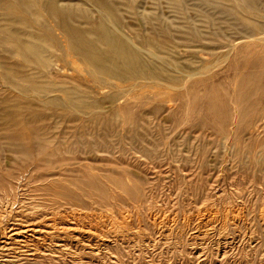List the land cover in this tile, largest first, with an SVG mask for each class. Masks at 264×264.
Returning a JSON list of instances; mask_svg holds the SVG:
<instances>
[{"label":"rangeland","instance_id":"1","mask_svg":"<svg viewBox=\"0 0 264 264\" xmlns=\"http://www.w3.org/2000/svg\"><path fill=\"white\" fill-rule=\"evenodd\" d=\"M185 1L198 10L196 26L208 37L239 35L244 19L264 23V0L254 10L240 9L243 19L224 12L227 0ZM60 2L92 10L88 23L100 17L86 0ZM138 2L157 10L154 0ZM162 5L171 14L165 0ZM7 16L25 21L13 23L17 29L41 32L51 23L0 0V21ZM122 17L153 35L139 16ZM0 34V134L23 121L36 125L26 135L49 136L56 119L41 115L42 96L28 86L36 69ZM62 48L60 78L92 91L100 110L60 117V151L51 157L0 152V264H264V50L239 47L218 66L225 47H172L181 66L207 65L211 72L184 78L177 89L146 79L123 82L137 84L127 94V113L114 118L118 104L102 98L113 87L96 86L77 56ZM99 137L104 145L92 144Z\"/></svg>","mask_w":264,"mask_h":264},{"label":"bare ground","instance_id":"2","mask_svg":"<svg viewBox=\"0 0 264 264\" xmlns=\"http://www.w3.org/2000/svg\"><path fill=\"white\" fill-rule=\"evenodd\" d=\"M10 1L14 8L22 12L26 11L36 17L39 22L40 16L44 14L50 18L51 23L43 24L45 30L40 32L34 29H17L13 23H24L25 21L18 16L15 18L7 16L4 22L0 21V33L8 34L14 42L12 50H19L24 61L36 69L31 74L34 79L32 83L29 82L28 86L35 87L37 93L42 96L39 106L41 115L44 118L50 117L56 120L51 123L49 136L37 131L26 135L24 131L36 125L29 128L23 121L10 123L14 129L0 134V152L26 155L29 152L38 151L51 157L60 151L56 145L58 142L61 143L60 117H89L90 113L100 110L97 105L99 102L92 91L82 88L72 78H60L63 46L65 53H73L77 56L81 62V69L92 77L96 86L113 87L112 90L105 91L102 98H108L111 105L118 104L117 109L111 113L114 118H118L121 112L126 111L127 113L131 105L127 94L136 88L137 84L131 83L128 84L129 87H126L122 85L123 82L146 79L155 86L165 84L168 88L177 89L185 87V83H181L182 79L185 78L189 82L196 75L211 72L212 68L209 69L207 65L194 71L181 66L179 61L183 58L177 56L172 47L177 48L190 42L197 43L201 52L212 51L216 45L225 47V53L220 56L222 61L216 64L218 66L229 56L237 54L239 47L259 45L260 50H264V23L256 25L248 18L243 20L246 27L239 35L222 38L219 31H214L211 35L215 36L208 37L204 32L202 33V29L196 26L195 15L198 10H195L196 7L188 6L185 0H165L171 12L168 15L163 9V0H154L157 4L155 11L140 4L138 0H124V7L119 5L121 0H86L96 8L100 16L93 23L87 21L95 16L92 10L75 8L61 3L60 0ZM204 1L211 5L217 4V0ZM227 1H230L231 5L226 6L224 12L235 14L241 19L243 16L238 11L240 9L254 10L256 2V0ZM189 11L194 13L189 14ZM123 12L139 16L142 23L147 25L146 29L150 28L153 31V35L148 37L137 32L135 25L123 24ZM202 15L209 23L208 25L216 29L215 21L212 20L214 17L205 11ZM177 18H183L188 25L185 21H178ZM184 26L190 28L182 29ZM241 85L240 82L237 90L238 97H242ZM215 105L214 108L217 107ZM224 108L222 105L221 114L224 113ZM54 116H58V119ZM69 120L75 119L70 118ZM4 123L6 124L7 120ZM100 138H92V144L104 145L102 142L106 140Z\"/></svg>","mask_w":264,"mask_h":264}]
</instances>
